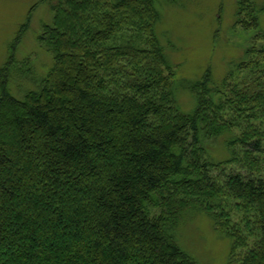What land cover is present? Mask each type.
<instances>
[{
  "label": "trees",
  "instance_id": "1",
  "mask_svg": "<svg viewBox=\"0 0 264 264\" xmlns=\"http://www.w3.org/2000/svg\"><path fill=\"white\" fill-rule=\"evenodd\" d=\"M156 2L56 0L40 37L51 72L19 100L21 65L0 69V264H197L173 235L195 211L233 241L228 264H264V51L231 99L226 81L191 82L184 114Z\"/></svg>",
  "mask_w": 264,
  "mask_h": 264
},
{
  "label": "rangeland",
  "instance_id": "2",
  "mask_svg": "<svg viewBox=\"0 0 264 264\" xmlns=\"http://www.w3.org/2000/svg\"><path fill=\"white\" fill-rule=\"evenodd\" d=\"M55 3L0 0V69L12 57L21 65L14 68L9 84L16 99L36 90L39 85L35 80L45 79L54 66V58L40 37L45 26L53 24ZM156 7L160 13L157 35L174 68L173 82L182 113L191 114L196 109V100L187 89L192 83L210 75V87L216 89L226 81L217 97L231 99L227 83L239 84L259 71L250 64L256 65L257 52L264 51V0H157ZM253 51L256 54H251ZM23 66L33 75L24 77L18 69ZM248 66L250 70L244 69ZM259 122L264 132V121L255 123ZM222 142L209 143V152L217 162L229 159ZM261 157L264 159V154ZM261 165L264 170V162ZM225 212L243 233L247 225L236 203H230ZM173 235L197 264H228L231 260L233 241L218 232L215 222L201 211L187 213ZM255 240L251 238L250 244Z\"/></svg>",
  "mask_w": 264,
  "mask_h": 264
}]
</instances>
